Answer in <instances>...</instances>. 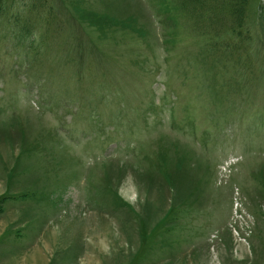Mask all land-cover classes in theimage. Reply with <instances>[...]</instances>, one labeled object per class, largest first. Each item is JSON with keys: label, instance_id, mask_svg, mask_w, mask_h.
Returning a JSON list of instances; mask_svg holds the SVG:
<instances>
[{"label": "rangeland", "instance_id": "obj_1", "mask_svg": "<svg viewBox=\"0 0 264 264\" xmlns=\"http://www.w3.org/2000/svg\"><path fill=\"white\" fill-rule=\"evenodd\" d=\"M0 197V264H264V0H0Z\"/></svg>", "mask_w": 264, "mask_h": 264}, {"label": "trees", "instance_id": "obj_2", "mask_svg": "<svg viewBox=\"0 0 264 264\" xmlns=\"http://www.w3.org/2000/svg\"><path fill=\"white\" fill-rule=\"evenodd\" d=\"M172 1L174 5L177 7L178 12L181 13L188 10H192L198 5L199 2V0H176V1L172 0ZM234 15L236 18H239L242 16V12L240 11V9H238L236 12H234ZM0 201H1V197H0Z\"/></svg>", "mask_w": 264, "mask_h": 264}]
</instances>
